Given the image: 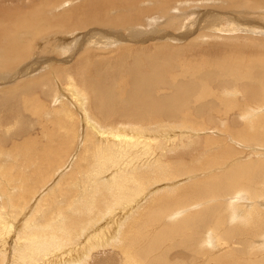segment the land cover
I'll list each match as a JSON object with an SVG mask.
<instances>
[{
    "label": "bare ground",
    "instance_id": "obj_1",
    "mask_svg": "<svg viewBox=\"0 0 264 264\" xmlns=\"http://www.w3.org/2000/svg\"><path fill=\"white\" fill-rule=\"evenodd\" d=\"M13 1L19 4L14 7L12 1L0 0V86L11 79L7 71L31 57L34 38L50 28L67 34L111 27L114 33L105 29L101 34L107 40L105 52L79 53L75 73L71 68H49L46 75L33 79L39 63L32 61V65L13 70L17 77L27 79L0 88V111L15 108L18 116L23 110L30 113L47 141L33 145V140L30 145L26 138L23 144L13 145L10 163L11 154L1 148V140L0 264H264V149L260 147L264 145V41L254 38L246 45L216 46L213 39L215 46L204 49L176 45L187 32L213 28L222 19L215 8L190 14L196 16L194 21L187 17V9L209 5L223 10L222 6L239 3L245 10L264 11V0H84L68 9L62 6L66 0ZM224 15L243 29L235 25L226 30L227 35L247 31L264 36V25L254 23L255 18L242 23L239 18L231 19L229 11ZM151 24L166 30L187 29L185 34L181 30L179 40L161 28L148 29ZM139 25H146L147 32L139 31ZM90 32L94 35L96 30ZM199 33L191 41L211 40L210 35ZM109 37L113 44L124 38L136 42L118 44L112 55L106 51L112 44ZM155 39L177 41L158 43ZM204 51L211 57H203ZM99 56L101 60H96ZM51 73L65 84L71 99L68 103L58 100L59 108L52 110L40 101L49 96L40 90L51 85ZM31 89L40 92L28 98L25 94ZM229 112L243 119V125L233 122L225 128L222 123L221 131L229 139L255 145L254 150L238 151L234 156L223 139L218 159L224 161L215 163V169L204 177L194 170L180 174L181 163L169 169L152 150L154 143L160 148L157 137L163 135L151 140L143 134L164 127L204 131L205 119L211 120L212 114L227 117ZM79 119L86 123L81 133ZM22 131L18 135L26 136ZM79 141L82 144L76 149ZM74 148L75 158L70 162ZM230 154L234 161L227 163L225 157ZM80 159L81 170L75 171ZM10 166L17 170L9 178L13 184L3 185V171ZM27 167L31 168L28 173ZM61 171L64 175L54 181ZM180 187L175 201L163 198ZM172 215V223L165 222ZM135 226L139 230L131 229L133 234L130 228ZM100 254L106 258L97 257Z\"/></svg>",
    "mask_w": 264,
    "mask_h": 264
},
{
    "label": "rangeland",
    "instance_id": "obj_2",
    "mask_svg": "<svg viewBox=\"0 0 264 264\" xmlns=\"http://www.w3.org/2000/svg\"><path fill=\"white\" fill-rule=\"evenodd\" d=\"M10 1H12L13 3L11 4V5H14V7L16 6V5H18L19 4V2H14L13 0H10ZM83 1L84 0H76V1H70V0H66L65 2H63L64 4H62V6H67V8L66 9H68V8H70L71 6H78V5H80V4H82L83 3ZM235 1V0H234ZM233 1V2H234ZM71 3V4H70ZM236 5H238V6H236ZM235 5V3L234 4H232L231 5V7L228 5L227 7H224V6H222V9L223 10H221V9H219V7L217 6V7H212V6H209V5H207V6H201L200 8L202 9V10H200V8H195L196 10H186V11H188V12H186V11H184V12H186V14L188 15L187 17H189L190 16V14L193 16V13L195 12V14H200V11H201V13H204V12H213V10L212 9H215L214 10V12H219L218 10H220V13H221V17H222V19H221V17H220V19L221 20H217V22L214 24V27L213 28H215V29H213L212 27H208V28H211V29H201V30H192V31H189V32H187L186 34L184 33V31L187 29L186 28V26L185 27H182V31H183V34H185L184 35V37H183V34H180V32H181V30L179 29L178 31H174L173 29H168V30H166V28L165 29H163L164 27H160L161 28V30H163V31H165V33L167 34L168 33V35H172V36H175V38H177V39H179V37H183L182 39V42H177L176 43V39L174 40H172V39H161V40H156L155 39V42H165L166 40L168 41L169 40V42L170 43H173V44H175L176 43V45H180L181 43H185L186 44V46L187 47H190V49L191 48H196V49H204L205 47H207V46H209V45H212V46H218V45H220V46H234L235 44H244V45H246V43H249L250 41L249 40H253L254 38V40H258L259 42H263L264 40V36L263 35H257V33H251V35H250V33L249 32H245L244 31V33H240V32H238V34H234V36H229V35H227L229 32H226V30H228V28L229 29H232V27H235V25H236V28L237 27H240V24L239 23H237L236 21L234 22V20H231V21H229V19H226L224 16V14L225 13H228V11L232 14L231 16V19L232 18H235L236 20L238 19V20H240L241 22L243 21H245L246 19V22H248V19H251V18H255V20H253V22L254 23H259L258 25L259 26H261L262 25V23H263V25H264V17H262L263 15H264V13H262V12H264L263 10H255V9H250V5H246V7L245 8H247V9H250V10H252V11H250V10H245V9H243V6L242 5H239V3H237ZM241 8H240V7ZM221 7V6H220ZM224 7V8H223ZM204 9V10H203ZM227 9H229V10H227ZM206 10V11H205ZM245 10V11H244ZM254 10V11H253ZM62 10H61V8H58V12H61ZM196 11L198 12L199 11V13H196ZM225 11V12H224ZM249 13V14H248ZM256 13H259L258 15H259V17L257 16V14ZM262 13V14H261ZM238 15V16H237ZM192 16H190V18H192ZM234 16V17H233ZM240 16V17H239ZM242 16V17H241ZM223 17H224V19H223ZM261 17V18H260ZM189 18V19H190ZM1 19H3L4 20V17H2L1 16ZM196 19V16H195V18H192V20H194V21H196L195 20ZM262 19V20H261ZM256 21H259V22H256ZM219 22V23H218ZM232 22V23H231ZM242 22V23H243ZM246 22H244V23H246ZM231 23V24H230ZM228 24H230V25H228ZM222 25V26H221ZM227 25V26H226ZM231 25H233V26H231ZM139 26H141V27H139V31H142V32H147V30L148 29H151V27H155L156 29H158L157 28V26H154V25H149L148 26V29H147V26L145 25H139ZM151 26V27H150ZM220 26V27H219ZM230 26V27H229ZM217 27V28H216ZM224 29H223V28ZM227 27V28H226ZM147 30H146V29ZM159 28V29H160ZM189 28H191L192 29V27H189ZM188 28V29H189ZM226 28V29H225ZM88 29V30H87ZM91 29L92 30H96V33L93 35L90 31H91ZM105 29H110L109 31H108V33H114V32H112L113 30L111 29V27H107V28H100V29H98V28H86V29H84V30H80V31H77V32H68L67 34H65V32H62L60 29H57V28H53V29H51L50 28V30L49 31H46L45 33H43V34H41V35H38V36H36L35 38H34V42H33V44H32V55H31V57L28 59L29 60V62H28V60H26V61H22V63H20V64H18L17 63V65H15V67H14V69L12 68L10 71H7V73L8 74H12L11 76H10V78L11 79H13V81L10 79V81H8V82H6V83H4V84H1V86H0V88H2V89H8V88H10L11 86H15V85H18L21 81L23 82V80L24 79H27V77H22L21 75L20 76H18V77H20V79L16 76V75H14L15 73H14V71L15 72H17L19 69H21L22 67L21 66H29V65H32L33 64V62L34 61H36V63L38 64L39 63V65L37 66V64H36V66H37V68L38 69H36L34 72H35V75L36 76H34V74H33V79H35V77H40L41 75L40 74H42L43 73V75H46L45 74V72L46 73H48V71H51V69H49V68H62L63 70L65 69V70H68V69H70V70H72L73 71V69H74V65L78 62V59H79V57L80 56H78V55H84V54H87V55H90V56H93V54L95 53V52H93V51H96V52H105V44H106V42H107V40L104 38L105 36L104 35H101V34H104V30ZM141 29H143V30H141ZM158 29V30H159ZM213 29V30H212ZM220 30H224L223 32L222 31H220ZM237 30H239V31H242L243 29H240V28H237ZM257 30V29H256ZM167 31V32H166ZM188 31V30H187ZM200 31H202V32H200ZM206 31V32H205ZM220 31V32H219ZM260 31V30H259ZM91 34H90V33ZM177 32V33H176ZM199 34H201V33H205L207 36H209V37H211L210 39L211 40H209L208 39V41H205L204 40V42L202 41L201 43H200V39L199 40H197V41H191L192 40V38H194V36L195 35H197L198 33ZM261 32V31H260ZM97 33H99V34H97ZM172 33V34H171ZM51 34V36L49 37V35ZM71 34V35H70ZM139 34L141 35V36H143L144 34L143 33H140L139 32ZM193 34V35H192ZM214 34V35H213ZM97 35V36H96ZM181 35V36H180ZM258 36V39H257V36ZM91 36V37H90ZM93 36V37H92ZM121 37L122 36H125V33H124V35H120ZM199 36V35H198ZM214 36V37H213ZM216 36H218L217 38H216ZM255 36V37H254ZM260 36H262V37H260ZM41 37H43V38H41ZM102 37V38H101ZM107 37V36H106ZM222 39H221V38ZM98 38V39H97ZM100 38V39H99ZM111 40V45H107V47L109 48V50L107 49L106 51H110V53L112 54V55H115L114 53H113V49L114 48H116L115 46H118V44H120V45H123V44H130L129 42H132L131 44L132 45H134L135 44V42L136 41H129L128 42V39H123V42H121V41H119L118 42V44H113V42H114V40L112 39V37H109ZM28 39V38H27ZM93 39V40H92ZM186 39V40H185ZM215 40V42L217 43V44H215V42H214V40ZM249 39V40H248ZM98 43H95V41ZM99 40V41H98ZM105 40V41H104ZM126 40H127V42H126ZM179 40H181V39H179ZM91 41H93V42H91ZM110 41H108L109 43H110ZM218 41H219V44H218ZM89 42V43H88ZM101 42H102V44H101ZM121 42V43H120ZM213 44H212V43ZM221 42V43H220ZM79 43V44H78ZM137 43H139V45H140V42L138 41ZM143 44L145 43V42H142ZM150 42H148V43H146V44H149ZM92 46H91V45ZM100 44V45H99ZM146 44H144V45H146ZM183 44H181V45H183ZM215 44V45H214ZM231 44H233V45H231ZM96 45V46H95ZM101 45H103V46H101ZM136 45H138V44H136ZM193 45H197V46H193ZM204 45V46H203ZM77 46H79V49L77 50V53H76V47ZM81 46V47H80ZM91 46V47H90ZM83 47V48H82ZM94 47V48H93ZM82 48V49H81ZM81 49V50H80ZM80 50V51H79ZM211 52H214L215 50H210ZM46 52H47V54H46ZM73 52V53H72ZM82 53V54H79V53ZM203 53H205V55L203 56V57H206V58H209V57H211V54L208 52V51H204ZM110 54V55H111ZM50 57V58H49ZM102 57V56H101ZM101 57L99 56L96 60H101ZM33 61V62H32ZM40 61H41V63H40ZM54 62H56V63H54ZM27 63V64H26ZM44 63V64H43ZM53 63V64H52ZM22 64V65H21ZM62 66V67H61ZM20 67V68H19ZM48 67V68H47ZM33 69V68H32ZM14 70V71H13ZM42 71V72H41ZM71 71V73H73ZM38 72V73H37ZM75 73V72H74ZM52 74V73H51ZM0 76H1V74H0ZM12 76H14L13 78H12ZM26 76H29V75H26ZM49 76V78H50V80H49V83H51V85L49 86V85H47V86H45V87H42L41 89L42 90H40V91H43V92H45L47 95H49V96H47V97H43L40 101L42 102H40L41 103V105L42 106H45L47 109H51L52 110V108L54 109H56V107L57 108H59V104H58V100H61L62 102H64V103H68V102H66V101H68V100H70L69 102H71V99H70V95H69V91H67L66 89H64L65 88V84L63 83V82H60L59 83V81L60 80H58L57 78H54V76H53V74L52 75H48ZM52 78H51V77ZM16 77V78H15ZM47 77V76H46ZM22 78V79H21ZM28 78H31V76L30 77H28ZM48 78V79H49ZM54 81H53V80ZM21 80V81H20ZM56 81H58V82H56ZM54 82V83H53ZM54 84V86H52L53 84ZM79 83V82H78ZM59 84V85H58ZM80 84V83H79ZM79 84H77V85H79ZM62 85V86H61ZM4 86V87H3ZM7 86V87H6ZM6 87V88H5ZM60 87V89H57V88H59ZM128 88H130V86L128 87ZM229 88L230 89H233L234 88V86H232V85H230L229 86ZM215 89V88H214ZM32 90V91H31ZM31 90H29L30 91V94L29 93H26L25 95L28 97V98H33V97H35V95H38L39 93H38V91H39V89H38V91H33V89H31ZM216 90V89H215ZM39 91V92H40ZM217 91V90H216ZM54 92H57V94L56 93H54ZM56 94V95H55ZM59 94V95H58ZM42 95V94H41ZM69 95V96H68ZM54 96H56L55 98H54ZM60 97V99H58ZM57 99V100H56ZM239 102H241V100L239 101ZM13 106V105H12ZM8 108H9V106H8ZM16 109L15 108H9V111H7V109H2L1 111H0V143L2 142L1 140H3V144H1V148L2 149H6L5 151L7 152V154H11V155H9V159L11 160L10 161V163H12V159H13V154L11 153V148H13V145H16V144H19V143H21V141L22 140H26V138H29V140H28V142L27 143H29V142H31L30 143V145H32V143H33V140H35L36 142H35V144H33V145H36V144H38V143H42V144H46V138H45V135H43L42 133H41V128L39 127V125L37 124H33L34 122V119H33V117H32V115H30V113H27V112H24V110L22 111V115L20 116H18V114H17V110L15 111ZM25 114V115H24ZM212 114V113H211ZM20 117H22V118H20ZM54 117V119H57L59 116H53ZM18 118H20V119H18ZM212 119L211 120H207V119H205L204 121H203V124H202V129H203V127L204 128H207L206 130H204V131H196V127H194L193 129H194V131H191V132H189V128H187V130L186 129H183V128H181V129H183V130H181V129H177V128H172V127H170V128H159V129H153V131H150V134L148 133V132H146V131H144L143 132V134L144 133H146V135L151 139V140H153L154 138H156L157 137V134H160V135H163V136H161L160 137V139H159V137H157V141H159V143H160V148L158 147V143H154L155 145L152 147V150L154 151V154L153 155H156V156H158L159 157V159H161L162 161H163V163H164V165H167L168 166V168L169 169H171V167L172 166H174V165H176V164H178V163H181L182 164V166H183V168L181 169V171H179L180 172V174H188V172H190V171H195V172H193V173H200L199 174V177H204L205 175H206V173H209V172H211V170L210 169H215L213 166H215L216 164L215 163H217V164H219V163H223V161H224V159L223 158H221V159H218V158H220V150H221V148H222V143H224L225 141L224 140H226V144L228 145V144H230V145H228L229 147H231L232 148V151H231V153H232V155H234L235 156V154H237V152L238 151H241V152H245V151H253L254 149V146H248V145H245V144H242L241 142H238V141H236L235 139H229L230 137L228 136V134L227 133H225L224 131H221L222 130V127L224 126V124H226V126H225V128L226 127H228V126H231L232 125V123L233 122H240L241 123V125H243L242 124V122H243V119H240V118H238V116H236V114H234L233 112L231 113V112H229L228 113V116L227 117H225V116H217V115H214V114H212V117H211ZM7 119V120H6ZM21 119H22V123L20 122L21 121ZM6 120V121H5ZM18 120H19V123H18ZM202 120V119H201ZM12 121V122H11ZM79 122L78 123H80V119L78 120ZM200 121V120H199ZM33 122V123H32ZM18 123V124H17ZM222 123H224L223 125H222ZM24 125V126H23ZM49 125V124H48ZM239 125L240 124H237L235 127H239ZM14 126V127H13ZM20 126V127H19ZM32 126V127H31ZM150 125H148V127H149ZM11 129H10V128ZM23 127V128H22ZM49 127V126H48ZM80 128H81V131H80V133L82 132V131H85L86 130V123H84L83 122V120H81V123H80ZM224 128V129H225ZM9 129V130H8ZM160 129H162V130H164L163 132H164V134H163V132H160ZM214 129H216V130H218V131H220V132H223V133H221L220 134V132H218V131H216V130H214ZM223 129V130H224ZM22 130H25L26 132H27V134H26V136H20V135H18L20 132H23ZM56 131V129L55 128H53L52 129V131ZM157 130L159 131V132H157ZM15 131V132H14ZM35 133H34V132ZM154 131H155V133H154ZM152 132V133H151ZM194 132H195V134H194ZM214 132L215 133H217V134H219V136L216 134H214ZM30 133V134H29ZM32 133V134H31ZM173 133V134H172ZM210 133V134H209ZM213 133V134H212ZM171 134V135H170ZM153 135V136H152ZM159 135V136H160ZM207 135V139H206V136ZM30 136V137H29ZM43 136V137H42ZM147 136H144V137H147ZM208 136H209V138H208ZM152 137V138H151ZM162 137H166L165 139L163 138L162 139ZM175 137V138H174ZM186 137H187V140H186ZM189 137V138H188ZM190 137H191V139H190ZM210 137H215L214 139L215 140H212V141H210L211 140V138ZM218 138V139H217ZM226 138V139H225ZM37 139V140H36ZM210 139V140H209ZM217 139V140H216ZM224 139V140H223ZM229 139V140H228ZM214 141H217V142H214ZM230 143H229V142ZM16 142V143H15ZM210 143V144H209ZM238 143V144H237ZM6 144V145H5ZM21 144H23V143H21ZM20 144V145H21ZM25 144V143H24ZM79 144L81 145L82 143H81V141H79L78 142V146L77 145H75V148L77 149L78 147H79ZM173 144H174V146H173ZM208 144H209V146H208ZM162 145H164L163 147H164V149H162L161 148V146ZM211 145V146H210ZM264 145H261L260 144V147L261 148H263L264 149V147H263ZM175 147V148H174ZM215 147V148H214ZM74 148V150H73V152H72V154H70L71 156H68L70 159H71V161L70 162H73L74 161V153H75V151H76V149ZM173 148V149H172ZM172 149V150H171ZM219 149V150H218ZM248 149V150H247ZM162 150H164V151H162ZM165 150H166V152H165ZM244 150V151H243ZM257 150V149H256ZM9 151H10V153H9ZM159 151V152H158ZM161 151V152H160ZM160 153V154H159ZM164 153V154H163ZM166 153V154H165ZM162 154V155H161ZM163 155H165V156H163ZM231 154L228 156V155H226L227 157H225V158H227V163L228 162H231L233 159H234V156L231 158V156H232ZM244 155V154H243ZM250 155H254L253 153H250ZM66 156V155H65ZM148 157H149V155H148ZM229 157V158H228ZM250 157H252V156H250ZM255 157V156H254ZM231 158V159H230ZM246 158H248V157H246ZM245 158V159H246ZM83 159V158H82ZM82 159H80V161L77 163V168H78V170H77V168H75V171H79V170H81L80 169V167L82 166V164H83V160ZM212 159V160H211ZM213 159H214V161H213ZM216 159V160H215ZM222 159H223V161H222ZM230 159V160H229ZM15 160V159H14ZM22 161V159L21 158H18L17 159V161ZM18 161V162H19ZM82 161V162H81ZM226 161H225V163H226ZM234 161V160H233ZM8 161H6V163H7ZM23 162V161H22ZM70 162H69V165H70ZM169 162V163H168ZM9 164V163H8ZM214 164V165H213ZM186 165V166H185ZM28 168V167H27ZM13 169V170H12ZM5 171H3L4 172V178H3V185L4 184H13L12 183V180L11 179H9L10 178V175L12 174V176H13V171L15 172V173H17V170L15 169V166H10V167H8L7 169L5 168L4 169ZM11 170V171H10ZM29 170H31V168H28V170H27V172L26 173H28L29 172ZM198 170V171H197ZM138 172V171H137ZM14 173V174H15ZM64 173H65V171H61V172H59V174L58 175H56V176H54L55 178H53V180L54 179H56L57 180V178H59L60 176H62V174L64 175ZM3 174V173H2ZM139 174H141V175H143V172H139ZM60 175V176H59ZM172 175H174V174H171V175H169L170 177L172 176ZM11 176V177H12ZM58 176V177H57ZM13 177H15V176H13ZM17 177V176H16ZM72 179V178H71ZM71 179H68V181H65V182H69V181H71ZM52 180V181H53ZM56 180H54V181H56ZM200 180V179H199ZM53 181V182H54ZM66 183V184H67ZM163 183H166V184H170L171 182H167V181H163ZM66 184L65 185H63L62 187L65 189V187H66ZM156 185H160V184H156ZM155 185V186H156ZM181 184H177L176 186H180ZM142 187H144V186H146V183H144V181H143V184L141 185ZM154 187V186H153ZM163 189H166L165 188V185L162 187ZM48 189V188H47ZM181 189H182V187H180L179 189H177L175 192H172V193H169V194H167V195H165L163 198L166 200V201H169V202H172V201H175V199L178 197V195H180L181 194ZM44 194V193H43ZM38 199H36V201H37ZM173 203H175V204H177V205H179V203H176V202H173ZM173 216H175V215H172V216H169V217H167V218H165V222H167V223H172V221H173ZM131 224V222L124 228V230L123 231H125V230H128L129 228V225ZM134 230V232H137L138 230H139V228H137L136 226H135V229H133V228H130V231L134 234V232L132 231V230ZM206 232H208V234H211V231H206ZM129 234H130V232H128ZM131 233V234H132ZM11 236V235H10ZM13 239V238H12ZM125 246V245H124ZM109 254H111V251L110 252H108ZM127 253V252H126ZM97 257H99V258H106V254H100V255H98ZM125 258V257H124Z\"/></svg>",
    "mask_w": 264,
    "mask_h": 264
}]
</instances>
